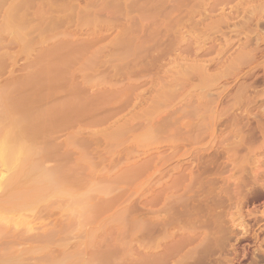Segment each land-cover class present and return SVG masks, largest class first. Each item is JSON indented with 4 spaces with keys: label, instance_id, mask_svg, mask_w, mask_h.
<instances>
[{
    "label": "rangeland",
    "instance_id": "1",
    "mask_svg": "<svg viewBox=\"0 0 264 264\" xmlns=\"http://www.w3.org/2000/svg\"><path fill=\"white\" fill-rule=\"evenodd\" d=\"M9 94L58 113L80 264H264V0H0Z\"/></svg>",
    "mask_w": 264,
    "mask_h": 264
},
{
    "label": "bare ground",
    "instance_id": "2",
    "mask_svg": "<svg viewBox=\"0 0 264 264\" xmlns=\"http://www.w3.org/2000/svg\"><path fill=\"white\" fill-rule=\"evenodd\" d=\"M14 90L15 95L18 89ZM12 94H9L12 101L9 96L5 106L0 104V264H80L79 243H72L70 240L73 233L71 228L75 226L72 223L77 224L73 222L76 217L71 216L66 222L62 215L57 216L56 199L54 202L51 199L52 203L43 206L33 201L38 196L49 198L57 195L58 192H64L66 187L76 196V165L63 162L64 159L53 164L54 149L39 146L35 142L42 137L49 125L48 130L56 125L55 116L58 113L54 110L33 111V102L17 101L22 98L13 99ZM44 140L40 143H44ZM68 159L69 157L65 160ZM35 171H40L38 177L34 176ZM49 187L54 188L50 190ZM73 200V205L76 201L79 204V199L72 197ZM72 208L71 210L78 209ZM75 210L77 213L78 210ZM16 212L21 214L24 225L14 229L13 213ZM108 238L107 241L110 240ZM100 247L92 250L94 252L90 254L93 255L89 256L85 264L109 263V256L105 254L109 249L104 252ZM104 259L108 260L107 263Z\"/></svg>",
    "mask_w": 264,
    "mask_h": 264
}]
</instances>
